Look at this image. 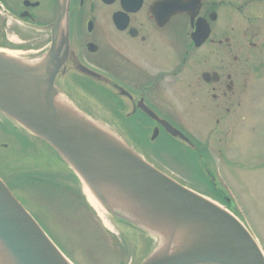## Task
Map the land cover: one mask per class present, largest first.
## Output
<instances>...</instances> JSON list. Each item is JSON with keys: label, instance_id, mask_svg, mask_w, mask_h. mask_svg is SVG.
<instances>
[{"label": "flooded vegetation", "instance_id": "af4514ba", "mask_svg": "<svg viewBox=\"0 0 264 264\" xmlns=\"http://www.w3.org/2000/svg\"><path fill=\"white\" fill-rule=\"evenodd\" d=\"M0 54L47 55L53 87L78 108L131 141L146 127L141 153L158 154L161 133L198 150L178 120L210 118L208 93H243L244 62L264 75V0H0Z\"/></svg>", "mask_w": 264, "mask_h": 264}, {"label": "rangeland", "instance_id": "374dc122", "mask_svg": "<svg viewBox=\"0 0 264 264\" xmlns=\"http://www.w3.org/2000/svg\"><path fill=\"white\" fill-rule=\"evenodd\" d=\"M43 54L31 55V60L41 62L47 56ZM244 65L243 93L237 89L229 99L217 100L211 99L208 93L214 110L210 118L204 123L192 120L187 125L181 118L178 120L179 126L202 146L204 156L210 155L209 159L164 133L152 145L160 151L158 154L141 153L142 145L133 141L130 143L138 151L128 146L134 156L205 195L233 215H239L264 253V75L256 72L252 61ZM198 81L202 83L200 78ZM198 89L204 93L210 90L202 84H198ZM181 108V113L187 114L185 106ZM96 134L102 136L99 132ZM121 139L128 143L125 138ZM122 146L127 149L124 143ZM207 168L213 171V180L202 178V170L208 174V170L204 171ZM0 176L37 222L58 240L59 245L54 242L70 264H140L157 254L154 251L156 234L160 237L161 252L176 251L191 244V241L166 244V237L146 222L127 192L102 201L49 143L20 126L17 128L6 116H0ZM76 177L79 181L74 180ZM219 193L225 200L230 198V202L218 199ZM50 204L60 205L56 209ZM180 224H175L170 241L175 235L193 231V222L187 223L191 228L186 224L182 228ZM0 264H20L1 238Z\"/></svg>", "mask_w": 264, "mask_h": 264}, {"label": "water", "instance_id": "95a60500", "mask_svg": "<svg viewBox=\"0 0 264 264\" xmlns=\"http://www.w3.org/2000/svg\"><path fill=\"white\" fill-rule=\"evenodd\" d=\"M55 76L47 56L40 62L0 54V111L50 143L102 201L127 192L149 211L146 222L163 233L166 244L191 241L176 251H159L141 264H264L258 243L234 215L123 146L89 131L79 116L81 125H72L54 102ZM165 128L188 140L179 129L169 124ZM188 222H193V231L170 241L175 224L191 228ZM0 238L20 264H70L1 178Z\"/></svg>", "mask_w": 264, "mask_h": 264}, {"label": "bare ground", "instance_id": "6f19581e", "mask_svg": "<svg viewBox=\"0 0 264 264\" xmlns=\"http://www.w3.org/2000/svg\"><path fill=\"white\" fill-rule=\"evenodd\" d=\"M32 65H35L36 62H31ZM54 102L57 105V107H61V109L63 110L64 114L66 113L67 116H65L67 119H69L70 123L72 125L80 124V119H79V115L77 116L76 113H74L73 108L70 106V104L61 96H56L54 98ZM69 112V113H67ZM71 112V113H70ZM86 128L92 132V130L99 132L102 136H104L105 138L113 141V142H117L118 141L113 137V135L108 132L107 130H101L98 129V127L94 126V125H87ZM130 200H132L130 198ZM132 204L136 206V208L141 212L143 217H149V211H147L146 208H143L141 204L132 201ZM197 241H199V238H196ZM180 242H184L183 240H181ZM193 242H195V239L193 240ZM159 246H160V237L158 236V234H156V238H155V245H154V251L155 252H159Z\"/></svg>", "mask_w": 264, "mask_h": 264}, {"label": "trees", "instance_id": "16d2710c", "mask_svg": "<svg viewBox=\"0 0 264 264\" xmlns=\"http://www.w3.org/2000/svg\"><path fill=\"white\" fill-rule=\"evenodd\" d=\"M139 138H134L133 140H134V143L136 144H139V145H142L143 144V139H145V136L144 135H142V134H139ZM142 138V139H141ZM75 181H77L78 179H77V177L74 179ZM79 181V180H78ZM217 195V194H216ZM217 198L218 199H220L221 201H225L226 202V200H225V198H224V196L221 194V193H219V195H217ZM223 201V202H224ZM60 205V204H59ZM59 205H55V204H50L49 206H52L53 208H56V209H58V206ZM229 206L230 207H232V205L231 204H229ZM236 212V211H235ZM122 220V219H121ZM124 222H126L125 220H123ZM43 225L45 226V224L43 223ZM46 227V226H45ZM50 235V234H49ZM51 237H52V239L56 242V243H58V240L54 237V235H52V233H51V235H50ZM58 245H59V243H58Z\"/></svg>", "mask_w": 264, "mask_h": 264}]
</instances>
